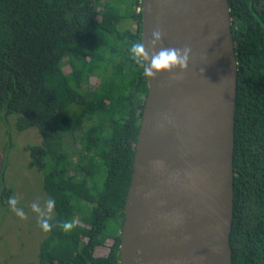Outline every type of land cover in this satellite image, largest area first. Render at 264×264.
<instances>
[{
	"label": "trees",
	"instance_id": "1",
	"mask_svg": "<svg viewBox=\"0 0 264 264\" xmlns=\"http://www.w3.org/2000/svg\"><path fill=\"white\" fill-rule=\"evenodd\" d=\"M142 0H0V123L37 127L53 227L26 264H121L126 200L149 91L128 48ZM238 62L233 264H264V0H230ZM70 136L80 149L71 153Z\"/></svg>",
	"mask_w": 264,
	"mask_h": 264
},
{
	"label": "water",
	"instance_id": "2",
	"mask_svg": "<svg viewBox=\"0 0 264 264\" xmlns=\"http://www.w3.org/2000/svg\"><path fill=\"white\" fill-rule=\"evenodd\" d=\"M142 40L150 50L151 33L162 31V46L191 49L184 72L148 78L149 91L134 156L121 264H233L231 232L234 217V136L238 62L232 32L230 0H142ZM158 46L155 51H159ZM220 52L232 67L228 88L231 125L230 182L232 196L224 207L226 220L217 241L219 250L190 232L186 203L183 116L189 110L199 62L205 52Z\"/></svg>",
	"mask_w": 264,
	"mask_h": 264
},
{
	"label": "bare ground",
	"instance_id": "3",
	"mask_svg": "<svg viewBox=\"0 0 264 264\" xmlns=\"http://www.w3.org/2000/svg\"><path fill=\"white\" fill-rule=\"evenodd\" d=\"M197 85L181 128L186 164V203L190 232L219 250L221 224L232 196L230 182L231 125L228 88L232 67L220 52H205L199 62Z\"/></svg>",
	"mask_w": 264,
	"mask_h": 264
},
{
	"label": "rangeland",
	"instance_id": "4",
	"mask_svg": "<svg viewBox=\"0 0 264 264\" xmlns=\"http://www.w3.org/2000/svg\"><path fill=\"white\" fill-rule=\"evenodd\" d=\"M8 117L0 123V264H26L38 259L40 244L48 235L31 210L33 202L43 207L49 199L44 175L30 166V152L26 150V146L40 144L43 136L37 127L20 130L19 115ZM66 148L78 152L79 137L70 136ZM12 196L18 198L26 219L21 220L9 210L8 198ZM54 213L53 209L51 218Z\"/></svg>",
	"mask_w": 264,
	"mask_h": 264
},
{
	"label": "clouds",
	"instance_id": "5",
	"mask_svg": "<svg viewBox=\"0 0 264 264\" xmlns=\"http://www.w3.org/2000/svg\"><path fill=\"white\" fill-rule=\"evenodd\" d=\"M162 36V31L157 27L151 33L150 50H146L143 40L133 41L128 48L130 58L143 69L142 74L149 79H154L160 73H174L176 70L184 72L188 68L191 49L188 47L183 49L163 47ZM158 46L160 49L157 52L155 49ZM55 206V199L45 200L43 207L36 202L31 204V210L37 216L39 227L45 233L51 232L53 227H62L63 231L70 232L75 227L74 221L64 220L58 225L52 222L50 214ZM8 208L21 220L27 218L24 209L18 207L17 197L8 198Z\"/></svg>",
	"mask_w": 264,
	"mask_h": 264
}]
</instances>
